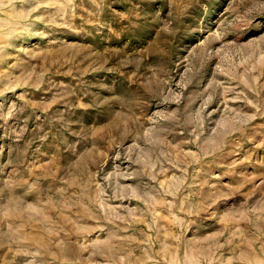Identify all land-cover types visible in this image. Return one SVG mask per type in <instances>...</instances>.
Listing matches in <instances>:
<instances>
[{"label": "rangeland", "instance_id": "374dc122", "mask_svg": "<svg viewBox=\"0 0 264 264\" xmlns=\"http://www.w3.org/2000/svg\"><path fill=\"white\" fill-rule=\"evenodd\" d=\"M0 264H264V0H0Z\"/></svg>", "mask_w": 264, "mask_h": 264}]
</instances>
